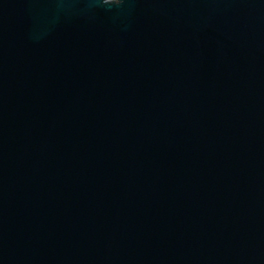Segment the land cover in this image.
Listing matches in <instances>:
<instances>
[{
    "label": "water",
    "instance_id": "1",
    "mask_svg": "<svg viewBox=\"0 0 264 264\" xmlns=\"http://www.w3.org/2000/svg\"><path fill=\"white\" fill-rule=\"evenodd\" d=\"M0 264H264V0H0Z\"/></svg>",
    "mask_w": 264,
    "mask_h": 264
}]
</instances>
